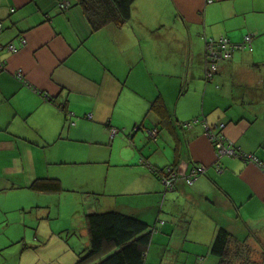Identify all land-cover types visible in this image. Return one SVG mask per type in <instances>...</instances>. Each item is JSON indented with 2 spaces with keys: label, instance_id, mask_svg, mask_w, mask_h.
Instances as JSON below:
<instances>
[{
  "label": "crops",
  "instance_id": "0c3cea01",
  "mask_svg": "<svg viewBox=\"0 0 264 264\" xmlns=\"http://www.w3.org/2000/svg\"><path fill=\"white\" fill-rule=\"evenodd\" d=\"M68 1L62 10L64 0H0V264H75L89 243L85 216L105 210L155 230L158 264L175 263L161 247H177L178 233L209 257L220 227L257 247L250 234L264 236V173L218 158L202 122L264 158V0H134L122 25L111 0H87L114 20L94 31ZM245 36L252 49L221 57L206 80V40ZM194 166L205 172L189 185ZM169 169L178 179L165 191ZM40 179L59 190L31 189ZM121 194L140 197L108 204Z\"/></svg>",
  "mask_w": 264,
  "mask_h": 264
},
{
  "label": "trees",
  "instance_id": "16d2710c",
  "mask_svg": "<svg viewBox=\"0 0 264 264\" xmlns=\"http://www.w3.org/2000/svg\"><path fill=\"white\" fill-rule=\"evenodd\" d=\"M133 1L111 0L117 18L114 19L115 21L110 16H104L100 19L102 13L97 9L96 11L93 10L87 0H76L75 4L84 8L91 30L94 31L105 26L110 21L108 18H111L117 25L125 23L130 18ZM64 2H67L68 5L60 7V4H63L61 2L59 7L62 10L69 9L71 2L68 0H64ZM207 3L209 2L207 1ZM150 109L160 119L167 117L164 104L160 101H154ZM183 124L181 126L187 128ZM232 145L236 152L241 151L236 145ZM228 157L234 158V156ZM260 159L264 160V158ZM169 172L175 174L172 179L173 189L174 182L178 179L175 171L169 169L165 175L161 176L160 182L162 183V179L166 178ZM162 185L165 188L163 183ZM30 188L40 192L59 190L55 180L46 179L36 180ZM85 222L89 243L85 251L79 254L78 261L75 264H145L146 251L152 239V234L155 232L146 223L117 210L96 211L86 215ZM250 237L257 247L248 243L249 236L240 240L226 228L220 227L215 232L210 245V255L216 259V264H264V241L261 242L257 236L251 234Z\"/></svg>",
  "mask_w": 264,
  "mask_h": 264
},
{
  "label": "built area",
  "instance_id": "2783aa9c",
  "mask_svg": "<svg viewBox=\"0 0 264 264\" xmlns=\"http://www.w3.org/2000/svg\"><path fill=\"white\" fill-rule=\"evenodd\" d=\"M206 1H208L209 3L212 2V0H206ZM67 5H68L67 2H63V4H60V7H65ZM0 28H1V23H0ZM250 42H251L250 36H245L242 44L230 43L229 40H227L226 38H221L217 42H214L212 39L207 40L205 44H206V52L208 54V60H209L208 63L209 69L206 71L205 79L206 80L211 79L212 71L216 69L217 67L216 63L221 57H226L230 54V52L238 49L248 48L249 50H251L252 47ZM24 44H25V40L23 38H20L17 45L13 43H9L6 46V49L9 52H15L18 48L22 47ZM1 49L2 48L0 47V51ZM3 67H4V62L0 60V71H2ZM15 76L18 80H22L23 79L22 71L18 70ZM195 122H197L196 119L190 122H186L183 125L184 127L190 128ZM202 124L205 130L204 134L206 138L213 144L214 149L216 151V155L218 157H222V156L239 157L245 162L253 164L264 173V160L258 158L255 154L252 153H246L242 151L236 152L232 143L226 142L222 134L214 133L209 125L205 124L204 122H202ZM218 127L222 129L224 125L220 124ZM116 132H117L116 130L113 129L110 130L111 135H115ZM204 171H205V167L203 166L194 167L191 171V174H189L187 177L184 178L185 182L191 185L198 178L200 174L204 173ZM174 176H175L174 173L169 172L168 176L162 179V183L164 184L166 190L172 189V179Z\"/></svg>",
  "mask_w": 264,
  "mask_h": 264
},
{
  "label": "rangeland",
  "instance_id": "374dc122",
  "mask_svg": "<svg viewBox=\"0 0 264 264\" xmlns=\"http://www.w3.org/2000/svg\"><path fill=\"white\" fill-rule=\"evenodd\" d=\"M221 38H224V37H220L218 39H215V40L212 39V40L214 42H217ZM90 184H92V182H90ZM95 184L98 185L99 181H97ZM92 185H94V183ZM170 193L171 192H169V194ZM84 195H89V194L86 193ZM139 197L140 196H123V194H121V196L109 195V197H106L107 198L106 200L108 201V204H111V203L112 204H115V203L118 204V202H125V203L129 204L130 202H135L136 203V200ZM95 198L99 199V203L100 204H102L104 202V200H105L103 196H99V195L97 197H95ZM164 209L174 210V205L170 206V208L169 207H165ZM174 214H176V213H174ZM174 214H172V215H174ZM169 222L173 223V221L172 220L170 221V219H169ZM174 224H177L180 228L185 226L184 221H178V222H176ZM153 234H152V236H153ZM176 238L175 239L179 242L177 247H172L171 246V247H168L166 249L164 247H161L164 250L162 252V257H164V261L168 260V261H170L169 263H172L171 261L175 260L174 264H191L192 255H195V256L199 255L198 257L204 256V258H203V260H200L199 258H197L198 259V264H216L217 263V261H216V259L214 257L205 256V254H204L205 252H202V250L199 253L198 252H193V250H191L189 248L187 243L184 242V239H183V236H181V233H178ZM191 239L192 238H187L186 240H191ZM258 239L261 242H263L264 241L263 240L264 236H260V237H258ZM197 240H199V238ZM163 245H165V243ZM158 249H159V246L157 244H154V243H151L148 246V249L146 251V259L148 258V262H152L153 264H158L159 263L160 253L157 252ZM149 253H150V255H148ZM155 256H156V258H154ZM196 262H193L192 264H196Z\"/></svg>",
  "mask_w": 264,
  "mask_h": 264
}]
</instances>
